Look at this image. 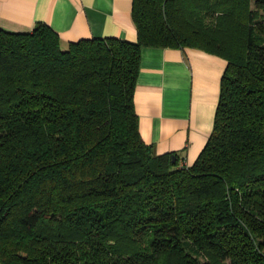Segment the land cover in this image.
I'll return each mask as SVG.
<instances>
[{
    "label": "trees",
    "instance_id": "1",
    "mask_svg": "<svg viewBox=\"0 0 264 264\" xmlns=\"http://www.w3.org/2000/svg\"><path fill=\"white\" fill-rule=\"evenodd\" d=\"M131 18L134 41L66 48L0 28V264H264V0H132ZM143 48L225 62L190 166L140 136Z\"/></svg>",
    "mask_w": 264,
    "mask_h": 264
},
{
    "label": "crops",
    "instance_id": "2",
    "mask_svg": "<svg viewBox=\"0 0 264 264\" xmlns=\"http://www.w3.org/2000/svg\"><path fill=\"white\" fill-rule=\"evenodd\" d=\"M131 7L132 0H0V28L28 32L44 23L62 48L87 39L134 41ZM224 66L193 49L141 50L133 100L140 136L155 155L195 162L213 128Z\"/></svg>",
    "mask_w": 264,
    "mask_h": 264
},
{
    "label": "built area",
    "instance_id": "3",
    "mask_svg": "<svg viewBox=\"0 0 264 264\" xmlns=\"http://www.w3.org/2000/svg\"><path fill=\"white\" fill-rule=\"evenodd\" d=\"M178 166H179V168H183V167L187 166V164L183 159H180Z\"/></svg>",
    "mask_w": 264,
    "mask_h": 264
},
{
    "label": "water",
    "instance_id": "4",
    "mask_svg": "<svg viewBox=\"0 0 264 264\" xmlns=\"http://www.w3.org/2000/svg\"><path fill=\"white\" fill-rule=\"evenodd\" d=\"M175 157H173V160H174Z\"/></svg>",
    "mask_w": 264,
    "mask_h": 264
}]
</instances>
